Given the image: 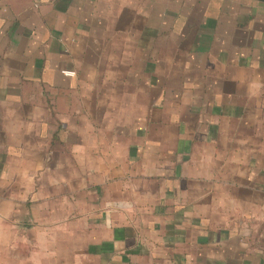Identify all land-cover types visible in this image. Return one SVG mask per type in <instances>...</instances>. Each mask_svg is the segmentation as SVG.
<instances>
[{
  "label": "crops",
  "instance_id": "1",
  "mask_svg": "<svg viewBox=\"0 0 264 264\" xmlns=\"http://www.w3.org/2000/svg\"><path fill=\"white\" fill-rule=\"evenodd\" d=\"M0 264H264V0H0Z\"/></svg>",
  "mask_w": 264,
  "mask_h": 264
}]
</instances>
